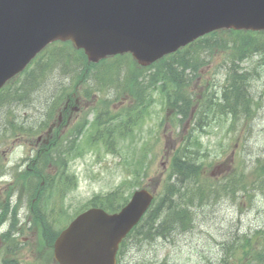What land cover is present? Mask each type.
Listing matches in <instances>:
<instances>
[{"label": "rangeland", "instance_id": "374dc122", "mask_svg": "<svg viewBox=\"0 0 264 264\" xmlns=\"http://www.w3.org/2000/svg\"><path fill=\"white\" fill-rule=\"evenodd\" d=\"M242 37L240 34L229 37L221 32L212 37L207 48L191 56L193 59L186 70L189 73L186 81L196 98L202 99L204 92L212 88H216L219 94L222 92V88L228 84V69L234 61L233 48ZM259 40L263 42L264 37ZM196 57H200L199 66L195 62ZM262 58L254 55L236 63L244 71L252 69L251 78H259L261 74V79L253 81L249 89L254 95V98L250 97L253 98L250 113L246 114L241 109L238 117L228 120L218 116L207 132L200 135L205 148L201 153H207L209 158L204 167L205 177L200 176L198 180L204 190L214 180L217 183L215 189L220 191L218 194L221 198L194 207L196 217L193 228L187 233L178 234L174 239L167 242L155 239V242H151L143 236L130 238L122 252L120 264H258L254 262L256 254L264 249V184L260 182L264 179L261 168L264 163ZM131 60L125 58L122 64L114 66L119 67L120 80H125L132 69ZM105 65L110 66L109 61ZM106 69L100 67L96 70ZM132 70L136 73L140 71L134 66ZM92 72L98 76L95 69ZM116 72L108 73L109 80L118 82ZM144 74L150 77L151 71ZM139 76L142 81L143 75ZM45 78L37 91L26 94L28 99L23 104L0 109V132L6 129L12 131L9 123L13 121L29 129L15 136L0 134V175L3 173L0 178L1 210L6 209L8 195L10 197L7 219L0 226V264L9 260L14 264H57L50 250L37 246L40 234L33 221L36 215L33 208L38 207L37 210L46 216L43 219L37 213L45 226L49 223L57 231L71 222L80 210L88 207V202L95 197L103 198L120 191L119 199H130L138 188L159 193L168 177L172 156L185 141V136L181 134L182 126L172 124L171 121H177L176 117L171 114L169 107L164 106L159 92L154 94L157 103L152 110L149 108L145 121L132 130H129L130 125L127 128L129 131L113 134L110 139L105 136L101 139L97 135L98 130L92 125L96 116L102 115L106 109L109 114L124 113L133 106V99L120 95L112 87L107 91L96 92L91 77L75 79L53 69ZM147 82L149 84L151 81ZM60 92L64 93L65 98L67 94L82 97V107L68 123L60 126V133L56 136L58 146L50 152L61 165H44L42 172L51 177L57 176L53 182L61 181L62 174L66 173L67 179L73 183L69 181L70 188L66 190L63 200L60 198L61 192L55 187L58 194L49 188L37 202L31 197L32 180L38 181L39 178L34 173L25 177L24 173H27L26 169L41 149L40 143L48 137L47 126L57 123L58 113L50 120H44L47 119L46 100L54 99V95L58 96ZM89 92L91 95L87 97ZM216 96L213 94V98ZM158 121H164L160 129L157 127ZM108 124L113 127L120 121ZM123 128L126 129V123ZM79 135L85 136L87 141L80 142ZM105 142L112 148L106 147ZM235 177L240 179L235 196L227 195L224 185ZM212 191L213 188L206 192L211 195ZM14 216L19 221L15 230H11ZM10 230L12 236L7 235Z\"/></svg>", "mask_w": 264, "mask_h": 264}, {"label": "water", "instance_id": "95a60500", "mask_svg": "<svg viewBox=\"0 0 264 264\" xmlns=\"http://www.w3.org/2000/svg\"><path fill=\"white\" fill-rule=\"evenodd\" d=\"M219 28L264 30V0H0V90L56 41H72L90 62L129 52L148 66ZM152 199L140 190L118 214H81L57 238L55 259L116 264Z\"/></svg>", "mask_w": 264, "mask_h": 264}, {"label": "trees", "instance_id": "16d2710c", "mask_svg": "<svg viewBox=\"0 0 264 264\" xmlns=\"http://www.w3.org/2000/svg\"><path fill=\"white\" fill-rule=\"evenodd\" d=\"M232 35L238 36L239 34L232 33ZM259 38L262 37L254 33L245 34L236 47L233 48L232 57L234 59V64L232 63V66L228 69V84L225 85V88H222L220 94L214 92L212 88L209 90L210 92L205 93L204 98L201 100H194L195 102L192 100L194 94L191 96L188 88L189 84L184 81L183 73L179 70V67L187 68L188 63L192 60V57L189 59L187 51H182L167 57L162 61V66L159 63V65H152L150 67L152 72L151 76H144V81L142 82L139 80V75H143V72L139 71L136 73L130 69L129 74L126 75L125 82L121 83L112 79L109 80L108 77L102 74V76H94L92 70H94L97 65L88 63L84 53L75 50L71 43H55L48 47L27 71L17 79L12 80V82L0 92V109L5 106L10 108L11 106L23 104L28 99L26 94H30L35 90L37 91L45 81L47 73L53 69H57L61 74L72 76L75 79L78 77L82 78L83 76H85V78L91 77L95 82L96 92L107 91L109 87H116L117 89L122 87V91L119 92V94L124 95V93H128L136 102V107L126 111V114H124L125 112L109 114V110L106 109L103 111V115L96 116L94 128L98 129L100 134L110 139L113 134L125 132L130 125L131 127L129 130H132L133 127L138 125L139 121L144 120L150 106L155 102V98L152 96L149 86H151V89L158 86L157 90L161 94L165 105L176 109L177 116H182L192 121H186L184 131L187 130V135L183 145L173 155L171 173L169 180L165 183L163 192L156 197L152 209L147 213L141 224L133 230L132 235L135 238L140 236H164L170 230L177 229V227H183V229L185 228L184 230H187V228L191 230V225L195 222L196 217L193 208L218 201L221 198L218 194L220 191L215 189L217 188V183L214 180L211 179L212 181L206 190L202 189L201 182L198 180L200 176L205 177L204 167L209 158L207 153H201L203 144L200 135L207 132L208 126H210L218 116H224L225 120H228L238 117L241 109L246 114L250 113L251 104L248 102L247 93L244 91L249 90L251 82L257 78H251L253 74V72H251L252 69L245 72L241 69V66L238 67L236 63H238V61L242 62L255 54L264 57V41L261 42ZM209 44L210 40H203L198 45H205L206 47ZM77 68H79L78 71ZM154 68L157 71H152ZM147 80L151 82L148 84ZM9 89L11 90L8 92ZM213 94H217V96L213 98ZM90 95L91 92L87 93V97H90ZM67 100L73 101V95L67 94L65 98L64 93L60 92L58 96L54 95V99H47V119L44 121L50 120L55 113L59 114ZM240 100H245V102L248 103L244 102L243 105ZM140 105L142 106L141 109ZM115 120L120 121V124H115V128L110 127L108 123ZM174 122L181 124L185 121ZM14 123L15 121L9 123V127L12 131L10 130V132H8L9 130L6 129L3 132L1 131L0 134L9 133L10 136H15L18 132L23 133L29 131L25 126ZM125 123L126 129L123 128ZM40 128H44V126ZM54 133V139L48 145L41 148L37 156L31 161V170L27 171V173L30 174L34 173V175L39 178L38 181L32 180L33 189L31 197L37 200V202H39L42 198L41 196L50 189L55 190V194H58V189V191L61 192L60 198L63 200L66 190L70 188L69 185L71 184L67 182L66 184L63 183L65 180L64 173L61 176V181L59 179L58 182H53L57 176L51 177L42 172L44 165H61L60 161L54 159L55 155L50 153L53 148L58 146L56 142L57 130H55ZM204 150L205 148L203 151ZM261 168L264 172V163ZM27 173L24 174L25 177ZM43 181L45 182L44 185L42 184ZM239 182V177L227 180L223 188L227 195L235 196V188L240 184ZM260 182L264 184V179ZM211 188H213V191L211 195H208L206 191ZM244 190H247V185H245ZM119 192L120 191L103 198L95 197L93 201H91V204L95 207H102L110 210L120 209L128 199H119ZM36 205L37 204H34L33 206ZM37 208L38 207L33 208L36 210L34 222L39 230L42 231V240L40 242L43 247H47L46 245L52 246L57 232L53 230L51 224L46 223L45 226L41 222L40 216L43 219H45L46 216L42 214L40 210H37ZM258 233L260 232H257V234ZM123 247L124 245L122 248ZM122 252L123 251H121V253ZM254 262L264 264V249L256 254Z\"/></svg>", "mask_w": 264, "mask_h": 264}, {"label": "bare ground", "instance_id": "6f19581e", "mask_svg": "<svg viewBox=\"0 0 264 264\" xmlns=\"http://www.w3.org/2000/svg\"><path fill=\"white\" fill-rule=\"evenodd\" d=\"M244 92L247 93L246 96H247V99L249 100L248 102H251L252 99L254 98V95L252 94V92L250 90H245ZM251 96L253 98H250ZM240 102L244 105L245 100H243V101L240 100ZM248 102H245V103H248ZM184 229H183V227H177V229L170 230L164 236L163 235L162 236L156 235V237H160V238H162L161 239L162 241L167 242L170 239H174L177 236H179L178 234H184V233H187L188 231H190L188 228H187L188 231L187 230H184ZM144 239L147 240V241H150L151 240V242H155V239L151 238V236H148V237L145 236Z\"/></svg>", "mask_w": 264, "mask_h": 264}]
</instances>
